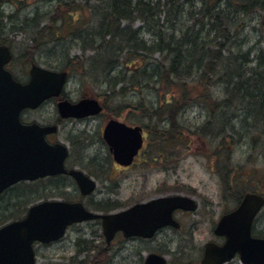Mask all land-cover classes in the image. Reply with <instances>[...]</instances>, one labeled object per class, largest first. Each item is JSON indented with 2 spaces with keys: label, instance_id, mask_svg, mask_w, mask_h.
I'll return each instance as SVG.
<instances>
[{
  "label": "trees",
  "instance_id": "obj_1",
  "mask_svg": "<svg viewBox=\"0 0 264 264\" xmlns=\"http://www.w3.org/2000/svg\"><path fill=\"white\" fill-rule=\"evenodd\" d=\"M31 1L0 0V31L25 36L21 59L27 63L48 52V69L94 83L103 111L109 103L114 109L127 108L131 93L149 89L152 98L134 101L148 121L142 127L152 141L142 154L149 161H167L178 147L189 146L179 116L194 105L206 113L196 134L220 149L213 150V170L225 192L239 180L230 145L243 137L254 145L257 141L264 153V51H255L259 40L264 41V0H35V5H48L43 13ZM5 6L12 9L6 12ZM28 8L30 17L17 18ZM252 16L251 31L258 40L248 46ZM72 50L80 54L71 55ZM119 94L126 98L123 105ZM63 179L20 182L5 190L0 225L22 218L39 200L79 199L77 193L60 191ZM243 194L233 195L235 201ZM87 206L102 213L117 208L102 202Z\"/></svg>",
  "mask_w": 264,
  "mask_h": 264
},
{
  "label": "rangeland",
  "instance_id": "obj_2",
  "mask_svg": "<svg viewBox=\"0 0 264 264\" xmlns=\"http://www.w3.org/2000/svg\"><path fill=\"white\" fill-rule=\"evenodd\" d=\"M34 3L35 0H32L30 4L38 7L39 12L48 11L47 4L35 5ZM10 9L12 8L9 6L4 7L6 12ZM31 14L32 9L28 8L21 11L17 18L25 15L30 17ZM249 21L251 24L247 31L251 35L247 41L248 46H251L258 40V37L251 31L254 29L255 16L250 17ZM3 30L4 33L8 32L5 37L13 55L11 65L13 74L17 79L25 81L30 66V63H27L24 58L21 59L26 49L25 44H27L24 41L25 36L17 32H10L11 29ZM146 38H148L147 35ZM259 41L255 51L259 49L264 51V41L261 39ZM50 54L47 52L32 57L34 62L31 64L47 68L44 64L52 61ZM79 54L77 50L71 52V55ZM98 92V87L94 83L87 79L81 80L74 75L69 76L64 88L67 99L71 101L83 97L98 99L95 96ZM215 94H219V92H215ZM138 96L149 99L152 94L149 89L142 90L141 94L134 92L127 97L130 104L127 108L120 107L116 110L112 107L114 104L109 103V109H104L96 117L82 121H63L60 123L57 133L51 137V142L65 145L69 150L70 165L95 180L97 188L90 197L91 200L89 198L72 199V201L81 200L88 209L90 207L87 206V203L94 204L96 202L117 207L113 210L114 212L125 209L134 203L146 202L157 197L181 195L193 198L198 204L197 210L188 215L189 219L186 220L181 218L184 217L182 215L177 216L185 226L187 222L196 223L197 230L193 232L192 240L185 237L180 239L179 243L178 241L176 243L167 241L168 246L165 249L166 252L169 251L167 259L171 264H195L194 261L200 257L205 243L213 241L211 227L223 213L234 208L237 196L233 195L238 193L241 195L246 192L264 195V153H261L262 148L257 141L254 145L247 138L242 137L241 140L231 144V165L233 171L238 173L239 180L235 186L229 188L231 191L225 192L221 187L219 177L213 170V153L214 151L219 152L220 149L215 148V141L206 140L200 134H196V128L204 124L206 113L202 107L194 105L186 108L179 116V121L184 127L182 136L186 141H190L188 147H178L174 155L172 153V156L164 162H159V160L151 162L147 154H141L132 167H120L112 160L108 147L102 139V130L108 119H115L129 126H140L143 129L146 148L152 138L149 139V131L142 127L148 123L146 115L137 111L134 106V101H137ZM117 101L118 104L123 105L126 98L120 95L117 97ZM56 116V107L52 103H46L41 108L25 114L28 122L35 121L41 124L51 123ZM261 141L264 143V138ZM253 147L256 148L253 149ZM62 183H58L62 186L60 191L71 193L72 196L76 194L75 186L70 181ZM54 190L56 193L59 192ZM50 199H61V197L52 196V198H48V200ZM255 232L264 234V208L256 219ZM99 235L100 231L95 226V222L74 226L68 229L65 237L57 243L34 245L36 264H96V261L99 264H139L146 256V250H152L150 246L157 243L152 242L147 249H144L147 244H141L139 248L136 244L118 242V239H115L112 240V245L107 247L104 238H99ZM177 249L179 252H175ZM136 251H138L137 254ZM84 255L85 258H83ZM229 264L240 263L236 259Z\"/></svg>",
  "mask_w": 264,
  "mask_h": 264
},
{
  "label": "water",
  "instance_id": "obj_3",
  "mask_svg": "<svg viewBox=\"0 0 264 264\" xmlns=\"http://www.w3.org/2000/svg\"><path fill=\"white\" fill-rule=\"evenodd\" d=\"M7 47L0 46V195L19 182H32L55 175L71 177L83 196L91 194L96 184L79 170H66L67 148L61 143L49 144L46 135L55 126L23 124V110H34L44 101L58 97L67 80L66 72H58L32 64L29 79L20 83L4 66L10 61ZM61 118H84L97 115L102 108L98 101L84 98L77 103L66 100L57 104ZM102 138L115 163L129 166L142 147V129L109 120ZM264 206L261 195L245 194L238 207L222 216L214 230L225 243L205 245L202 264H223L236 254L241 264H264V238L251 236L252 222ZM192 198L173 195L151 199L111 214L87 211L80 202L43 201L28 208L25 216L0 227V264H35L34 243L49 244L64 236L67 227L100 219L106 243L116 232L124 237L150 238L164 226L177 227L175 210L194 211ZM145 264H164L162 258L150 255Z\"/></svg>",
  "mask_w": 264,
  "mask_h": 264
},
{
  "label": "flooded vegetation",
  "instance_id": "obj_4",
  "mask_svg": "<svg viewBox=\"0 0 264 264\" xmlns=\"http://www.w3.org/2000/svg\"><path fill=\"white\" fill-rule=\"evenodd\" d=\"M4 37H5V34H4V31L2 32V31H0V46H6V47H8L9 48V50L11 51V47L8 45V41L7 40H5L4 39ZM12 53V52H11ZM12 61H13V56H12V59H11V61L5 66V68L12 74V76H13V78L15 79V80H17V81H20L19 79H17L15 76H14V74H13V69H11V65H12ZM27 79H28V75H27V78L25 79L26 81H27ZM24 82V81H23ZM83 98H88V97H83ZM81 99V98H80ZM80 99H78V100H76V101H71V100H69V99H67V97H66V95H65V93H64V90L62 91V93H61V95L59 96V97H57V98H51V99H48L47 101H45L42 105H44V104H46V103H52L53 105H55V107H56V112H57V116H56V118H55V120L54 121H52L51 123H49V124H41V123H38V124H40L41 126H47V125H55L56 127H57V130H56V132H54V133H52V134H48V135H46V141L48 142V143H50V144H53V143H55V142H51V137L55 134V133H57V131H58V127H59V125H60V123H62L63 121H70V120H72V121H82V120H87V119H90V118H93V117H96V116H98V115H100V114H98V115H95V116H88V117H85V118H81V119H75V118H68V119H63V118H61L60 117V115L58 114V111H57V103L59 102V101H61V100H68V101H70V102H74V103H76V102H78ZM41 105V106H42ZM41 106L40 107H38L37 109H39V108H41ZM37 109H35V110H37ZM35 110H24L22 113H21V115H20V120L23 122V123H25V124H28V123H32V122H35V121H30V122H28L27 120H26V118H25V114L26 113H28V112H30V111H35ZM109 120V119H108ZM69 157H70V154H68V156H67V159L65 160V167L66 168H68V169H71V168H73L71 165H70V163H69ZM136 162V161H135ZM135 162H134V164L133 165H135ZM132 165V166H133ZM131 167V166H130ZM130 167H128V168H130ZM59 176H62V177H65V179H63V181H70V183L73 185V186H75V191H76V193L78 194V196L81 198V199H85V198H89L90 200H91V196L92 195H89V196H86V197H81L80 195H79V189H78V187H77V185H76V183L74 182V180L73 179H71L69 176H67V175H59ZM56 177V176H55ZM242 198V197H241ZM88 199V200H89ZM240 203V201L239 202H236V204H235V206H234V208L233 209H231L230 211H227V212H225V213H223L222 215H224V214H227V213H230L232 210H234L237 206H238V204ZM198 208V207H197ZM197 210V209H196ZM195 212V211H194ZM194 212H187V211H182V210H175L174 212H173V219L175 220V222L178 224V226L177 227H172V226H165V227H162V228H160V229H158V230H156V232L153 234V236H151L150 238H140V237H128V238H126V237H124V235H123V233L122 232H117L115 235H114V237H113V241L115 240V239H118V242H125V243H131V245H134V244H136L139 248L141 247V244L142 245H145V244H147L146 245V247L144 248V249H147V247H148V245H150V243H152V242H157L155 245H152V246H150V249H152V250H146V256L145 257H143V261L141 260V262L139 263V264H145V260H146V258L148 257V256H150V255H154V256H157V257H160V258H162L163 259V261H164V264H171L170 263V261L167 259V256L169 255L168 254V252L169 251H167L166 252V249H165V247H167L168 246V244H167V241L168 242H174L175 241V243L178 241V243H179V241H180V239H184L185 237H187L189 240H192V238H193V232L195 231V230H197V227H196V223H194V222H187L186 223V226H185V224H184V222L180 219V218H178L177 216L178 215H182V216H186L185 218L184 217H181L182 219H189L187 216L188 215H191L192 213H194ZM221 215V216H222ZM258 217V216H257ZM257 217L255 218V220L253 221V223H252V227H251V232H252V234L255 232V229H256V219H257ZM220 218V217H219ZM219 218H218V220H219ZM218 220L216 221V223L214 224V226L213 227H211V234H212V237H213V241H208V242H212V243H214V244H216V245H218V246H221V245H223L224 243H225V238L224 237H219V236H217V235H215L214 234V230H215V228H216V226H217V223H218ZM90 222H95V226L96 227H98V229H99V231H100V235H99V238H101V239H103L104 238V236H103V229H102V226H101V221L100 220H95V221H90ZM88 222H83V223H81V224H76V225H72V226H70L68 229H70V228H72V227H74V226H77V225H83V224H87ZM186 230V231H185ZM184 231V232H183ZM187 231H188V233H187ZM167 239V240H166ZM113 241H111V243L109 244V245H106L107 247L108 246H110V245H112V242ZM159 242H161V243H159ZM163 242V243H162ZM207 242V243H208ZM206 244V243H205ZM153 246H155V247H153ZM143 249V250H144ZM204 250H205V245L203 246V248H202V250H201V254H200V257L196 260V261H194V263L195 264H202V259H203V256H204ZM116 252V251H115ZM175 252H179V249H177ZM136 254L138 253V251H136L135 252ZM83 258H85V255H84V257ZM115 258V257H114ZM238 260V256L237 255H235L230 261H228V262H226V263H224V264H229L230 262H232L233 260ZM82 260V259H81ZM81 260H80V262H81ZM96 264H99V263H97V261L95 262Z\"/></svg>",
  "mask_w": 264,
  "mask_h": 264
}]
</instances>
